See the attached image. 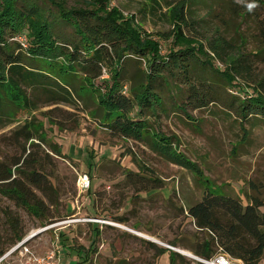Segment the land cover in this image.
<instances>
[{
  "label": "rangeland",
  "instance_id": "1",
  "mask_svg": "<svg viewBox=\"0 0 264 264\" xmlns=\"http://www.w3.org/2000/svg\"><path fill=\"white\" fill-rule=\"evenodd\" d=\"M37 1L54 20L58 35L76 37L72 26L59 19L56 7L46 0ZM64 1L68 6L83 2ZM180 1H186L188 35L199 37L206 48L208 39L222 36L242 51L251 66L243 77L245 84L238 89L199 61L188 60L186 69L199 91L212 90L216 96L214 102L202 107H196L187 85L176 78L179 71H165L171 80L167 85L161 79L153 83L162 104L146 109L150 127L173 137V147L177 145V150L195 164V170L154 150L150 137L146 141L126 139L102 125L88 113L98 107L91 97L77 104L42 105L33 112L43 121L47 139L60 146L62 155L43 143L33 149L24 139L13 136L30 116L22 113L17 121L0 129V158L11 161L26 149L44 159L49 184L43 183L40 189L22 175L19 179L32 201L43 206L46 217H38L15 199L0 194V255L12 245L14 221L23 238L32 237L28 245L38 254L60 250V264H82L73 246L96 249L84 264H170L165 250L159 251L169 248L167 245L181 255L176 264H198L191 253L200 257L196 252L211 238L207 230L196 225L188 208L203 198L206 185L214 193L240 198L244 204L251 202V196L264 200V116L250 115L241 122L234 109L239 106L238 98L254 93L255 88L261 90L264 0H110L109 8L116 6L126 17L134 16L141 30L161 42L162 53L167 55L178 46L174 48L172 38L164 39L158 33L172 30L170 11ZM17 39L28 45L25 32ZM213 63L225 68L220 60ZM124 65L123 84L130 88L137 80H144L143 60L127 57ZM106 72L107 67L103 68V74ZM109 74L96 79L95 86L107 90L103 80L110 81ZM47 111H51L52 121L44 117ZM85 173L91 190L82 192L77 182ZM212 248L215 250V244ZM0 264H21V259L15 253Z\"/></svg>",
  "mask_w": 264,
  "mask_h": 264
},
{
  "label": "trees",
  "instance_id": "2",
  "mask_svg": "<svg viewBox=\"0 0 264 264\" xmlns=\"http://www.w3.org/2000/svg\"><path fill=\"white\" fill-rule=\"evenodd\" d=\"M46 1L56 7L61 21L72 26L76 37L58 35L54 20L37 0H0V129L17 121L22 113H29V118L13 132V136L24 139L33 149L43 143L53 153L62 155L60 146L47 139L43 121L32 114L42 105L77 104L79 100L91 97L98 107L88 113H93L92 116L97 117L102 125L126 139L146 141L150 137L154 150L195 170V164L177 150V145L173 147V137L156 133L150 127L146 109L162 104L161 96L153 91V83L161 79L167 85L171 80L165 71H179L176 78L187 85L196 107L209 105L216 96L212 90L199 91L186 69L188 60L199 61L232 88L242 89L243 77L251 68L242 51L236 50V46L219 35L208 39V48L199 37L188 35L185 31L189 24L186 1H180L170 11L172 30L158 33L164 39L172 38L174 48L178 46L167 55L162 53L161 42L141 30L134 16L126 17L116 6L109 8L110 0H83L76 6H68L64 0ZM24 32L28 36L27 46L17 39ZM127 57L143 60L146 65V69L141 68L144 80H137L130 88L122 83ZM215 59L225 64L223 70L215 67ZM105 67L111 80H103L107 90L102 91L95 86V80L106 76L103 74ZM260 86L261 90L255 88L254 93L238 98L239 106L234 109L241 122L250 115L264 116V79ZM44 117L52 121L51 111L45 112ZM45 155L49 156V153ZM43 164L44 159L34 156L32 150L26 152V149L22 156L11 161L0 158V194L15 199L38 217H46L45 209L39 202L32 201L20 186L19 176L42 189L43 183L51 182ZM262 208L264 200L258 196H251V202L244 204L240 198L219 195L206 185L203 198L188 208L196 225L207 230L211 238L205 240L196 253L210 258L221 247L245 264H263ZM12 223L14 237L9 248L23 239L15 222ZM214 244L215 250L212 248ZM71 249L82 264L88 262L89 256L96 251L91 246L87 251L75 246ZM163 250L169 251L170 264H176L177 257H181L177 251L167 248L159 251ZM5 253L1 250V254Z\"/></svg>",
  "mask_w": 264,
  "mask_h": 264
},
{
  "label": "built area",
  "instance_id": "3",
  "mask_svg": "<svg viewBox=\"0 0 264 264\" xmlns=\"http://www.w3.org/2000/svg\"><path fill=\"white\" fill-rule=\"evenodd\" d=\"M22 40V39H21ZM24 45H26L23 42ZM127 87H125L126 89ZM78 188L82 192H86L90 189L91 180L88 174H80L78 178ZM94 220V219H91ZM48 227L43 228L42 230ZM212 233V232H211ZM28 237L23 238L21 241L13 245L4 255L0 256V263L8 256L18 253L21 264H60V250L51 249L46 254H38L29 245L27 240ZM170 248L172 246L167 245ZM203 264H245L243 260L233 257L232 255L226 253L221 247L218 249L217 253L210 258L197 257Z\"/></svg>",
  "mask_w": 264,
  "mask_h": 264
},
{
  "label": "bare ground",
  "instance_id": "4",
  "mask_svg": "<svg viewBox=\"0 0 264 264\" xmlns=\"http://www.w3.org/2000/svg\"><path fill=\"white\" fill-rule=\"evenodd\" d=\"M139 234L142 235V236L148 237V238L150 237L149 235L145 234L144 232L141 233V232L139 231ZM150 238H152V237H150ZM180 250H181L182 252H184L185 254H189V253H190V252H188V251H186V250H184V249H182V248H181ZM191 257L194 258L195 255H194L193 253H191Z\"/></svg>",
  "mask_w": 264,
  "mask_h": 264
},
{
  "label": "crops",
  "instance_id": "5",
  "mask_svg": "<svg viewBox=\"0 0 264 264\" xmlns=\"http://www.w3.org/2000/svg\"><path fill=\"white\" fill-rule=\"evenodd\" d=\"M136 233H138V232H136ZM147 238H148V237H147ZM149 238H150V237H149ZM150 239H153V238H150ZM167 249L172 250V249H170V248H167ZM165 253H166L165 256H168V258H169V260H170V253H169V251H166ZM263 264H264V263H263Z\"/></svg>",
  "mask_w": 264,
  "mask_h": 264
},
{
  "label": "water",
  "instance_id": "6",
  "mask_svg": "<svg viewBox=\"0 0 264 264\" xmlns=\"http://www.w3.org/2000/svg\"><path fill=\"white\" fill-rule=\"evenodd\" d=\"M31 238H32L31 236L28 237L26 241H29ZM169 248H170V247H169ZM173 248H174V247H173ZM173 248H172V249H173ZM194 258H196V257H194ZM196 259H197V258H196Z\"/></svg>",
  "mask_w": 264,
  "mask_h": 264
}]
</instances>
